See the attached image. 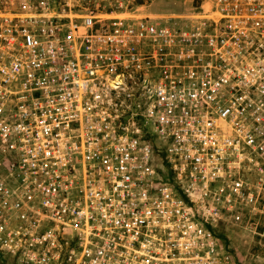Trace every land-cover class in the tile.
I'll return each instance as SVG.
<instances>
[{
  "label": "built area",
  "instance_id": "obj_1",
  "mask_svg": "<svg viewBox=\"0 0 264 264\" xmlns=\"http://www.w3.org/2000/svg\"><path fill=\"white\" fill-rule=\"evenodd\" d=\"M0 0V256L237 264L216 232L264 172V0Z\"/></svg>",
  "mask_w": 264,
  "mask_h": 264
},
{
  "label": "rangeland",
  "instance_id": "obj_2",
  "mask_svg": "<svg viewBox=\"0 0 264 264\" xmlns=\"http://www.w3.org/2000/svg\"><path fill=\"white\" fill-rule=\"evenodd\" d=\"M183 2V0H135L133 10L124 13L126 15L143 13L140 16L179 14L185 11ZM245 178L251 184L254 198L236 204L241 212L239 221L226 216L217 222L215 229L220 242L232 253L237 264H264V172L259 174L250 171L246 173ZM0 264H10V258L0 256Z\"/></svg>",
  "mask_w": 264,
  "mask_h": 264
},
{
  "label": "bare ground",
  "instance_id": "obj_3",
  "mask_svg": "<svg viewBox=\"0 0 264 264\" xmlns=\"http://www.w3.org/2000/svg\"><path fill=\"white\" fill-rule=\"evenodd\" d=\"M142 7H143V5L140 6V8H142ZM137 11H138V10H137ZM141 14H143V13L135 14V15H141ZM111 15L127 16L128 14L126 15V14L123 12V13H121V14H117V13L114 14V13H113V14H111Z\"/></svg>",
  "mask_w": 264,
  "mask_h": 264
}]
</instances>
